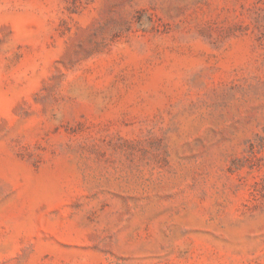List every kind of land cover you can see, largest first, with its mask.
Here are the masks:
<instances>
[{
  "label": "rangeland",
  "instance_id": "374dc122",
  "mask_svg": "<svg viewBox=\"0 0 264 264\" xmlns=\"http://www.w3.org/2000/svg\"><path fill=\"white\" fill-rule=\"evenodd\" d=\"M0 264H264V0H0Z\"/></svg>",
  "mask_w": 264,
  "mask_h": 264
}]
</instances>
